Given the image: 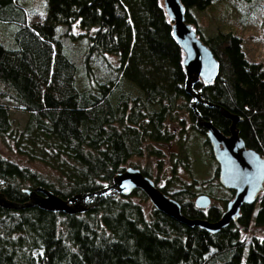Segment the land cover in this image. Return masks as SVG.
<instances>
[{
	"label": "trees",
	"instance_id": "trees-1",
	"mask_svg": "<svg viewBox=\"0 0 264 264\" xmlns=\"http://www.w3.org/2000/svg\"><path fill=\"white\" fill-rule=\"evenodd\" d=\"M160 1L0 0V26L8 30V36L0 35V137L11 140L17 155L57 174L49 180L0 156V191L7 200L23 203L22 190L35 187L65 200L109 185L128 159L143 155L145 142L173 140L165 124L182 128L180 109L187 112L191 129L205 137L183 91L181 50L170 36ZM217 1L180 0L185 21L219 64L211 85L199 81L194 88L205 101L240 118L238 136L264 159L263 65L247 60L238 32L204 38L198 30L210 20L199 24L196 15L211 8L220 17L229 12L223 8L219 14ZM227 1L245 8L250 0ZM35 13L43 20L29 23ZM244 22L238 17L236 29L242 30ZM74 24L79 35L71 32ZM126 83L138 94L126 90ZM196 108L203 120L228 133L229 121L216 108ZM10 109L27 114L21 127L13 124ZM192 184L207 186L198 195L209 199L208 186L221 187L218 180ZM223 189L226 204L232 191ZM159 190L188 219L215 222L223 211L197 208L198 195L187 188ZM131 196L147 199L139 190L125 197L101 195L92 198L87 211L73 215L35 206L0 208V264H264V238L240 240L250 225L264 226V191L216 233L183 225L154 208L146 219Z\"/></svg>",
	"mask_w": 264,
	"mask_h": 264
},
{
	"label": "water",
	"instance_id": "water-1",
	"mask_svg": "<svg viewBox=\"0 0 264 264\" xmlns=\"http://www.w3.org/2000/svg\"><path fill=\"white\" fill-rule=\"evenodd\" d=\"M166 19L170 22V36L181 50V67L184 73L183 91L189 97V108L197 125L203 129L214 161L217 164V180L221 187L232 190L233 195L221 212L218 220L188 219L180 211L179 204L163 194L144 176L138 168L128 167L116 173L109 185L90 193H79L62 199L51 191L35 187L23 189L27 200L16 203L7 200L0 191V208L23 209L35 206L41 210L66 215L87 211L92 198L101 195L128 196L134 190L141 191L152 207L188 227L196 226L209 233H216L238 218L242 205H252L264 191V159L255 151L247 149L238 136L236 124L240 118L223 108L202 99L200 91L194 88L199 81L211 85L219 72L218 61L210 49L199 39L193 26L185 21L184 7L180 0H161ZM197 104L214 107L229 121L228 135H223L210 121L203 120L197 111ZM210 199L198 195L194 199L197 208L205 209Z\"/></svg>",
	"mask_w": 264,
	"mask_h": 264
},
{
	"label": "rangeland",
	"instance_id": "rangeland-1",
	"mask_svg": "<svg viewBox=\"0 0 264 264\" xmlns=\"http://www.w3.org/2000/svg\"><path fill=\"white\" fill-rule=\"evenodd\" d=\"M246 2L244 1V3ZM260 2L262 5L259 4L258 0H250L245 8H238L235 2L229 3L227 0H218L216 6L219 5V14L227 9H229V12H223L226 15L220 17L215 10L216 8H211L196 15V20L199 24L204 18L210 20L208 27L202 28L201 26L198 30L204 38L221 32H238L243 38L242 48L247 60L249 62L260 63L264 67V0H260ZM240 16L245 17L242 30L236 29L235 26ZM43 18L41 13L31 14L28 22H41ZM3 27L5 26H0V35L6 37L8 36V30H5L6 28ZM71 32L73 35H79L81 30H79L77 24H74L71 26ZM73 43L74 47L79 45L77 40H74ZM109 60L113 65H117L115 57H109ZM124 86L133 95L138 94L137 90L130 84L126 83ZM180 103L181 101L178 102V104ZM9 115L13 124L19 127L24 124L27 117L26 113L14 109L9 110ZM177 119L178 121H182V128H179L176 122H167L165 124L169 132L174 134L173 140L163 144L145 142L143 155L131 157L123 167H133L146 171L156 182L157 186L163 187L169 192L187 188L188 191L194 193L193 196L195 197L204 192L201 189L206 190L207 186L193 185V181L213 180L214 184L217 183V179L214 178L216 163L209 154L208 147L204 142L205 137L191 129L192 123L189 120L187 112L183 109L178 110ZM181 129L182 133H180ZM185 135H187V138L183 141ZM181 142L182 144L180 145ZM0 156L17 164L19 167L38 172L49 180H54L57 177L54 171L37 162H28L25 158L17 155L8 137H0ZM173 165H176L174 171H172ZM208 187L209 192L216 193V195L213 193L208 195L211 198L209 207L223 210L225 200L227 199L223 192L226 191L222 187L211 185ZM129 199L140 205L144 217L148 219L153 209L150 202L141 196H131ZM252 237L258 239L264 238V226L256 227L250 225L247 232H240V240H243L245 244Z\"/></svg>",
	"mask_w": 264,
	"mask_h": 264
},
{
	"label": "flooded vegetation",
	"instance_id": "flooded-vegetation-1",
	"mask_svg": "<svg viewBox=\"0 0 264 264\" xmlns=\"http://www.w3.org/2000/svg\"><path fill=\"white\" fill-rule=\"evenodd\" d=\"M224 135V134H223ZM226 136L228 135V133L227 134H225ZM216 163V162H215ZM216 166H217V164H216ZM152 181H153V179L152 178H150ZM153 183H154V181H153ZM154 185L159 189V186H157L155 183H154ZM232 191V190H231ZM232 195H233V191H232ZM210 202H211V199H210ZM224 210V209H223Z\"/></svg>",
	"mask_w": 264,
	"mask_h": 264
}]
</instances>
